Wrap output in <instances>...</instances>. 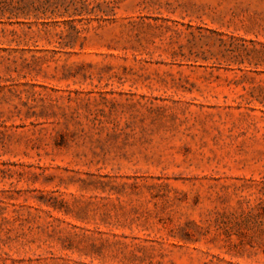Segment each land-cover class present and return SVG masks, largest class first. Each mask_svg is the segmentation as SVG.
<instances>
[{
	"label": "rangeland",
	"instance_id": "obj_1",
	"mask_svg": "<svg viewBox=\"0 0 264 264\" xmlns=\"http://www.w3.org/2000/svg\"><path fill=\"white\" fill-rule=\"evenodd\" d=\"M76 28L0 67V264H264V0Z\"/></svg>",
	"mask_w": 264,
	"mask_h": 264
},
{
	"label": "trees",
	"instance_id": "obj_2",
	"mask_svg": "<svg viewBox=\"0 0 264 264\" xmlns=\"http://www.w3.org/2000/svg\"><path fill=\"white\" fill-rule=\"evenodd\" d=\"M121 0H0V67L16 66L11 54L25 51L18 41L39 33L49 34L55 27L78 37L76 24L114 18ZM20 29V32L19 30ZM7 44V47L4 46ZM12 43L16 46L10 47ZM23 64V62H22ZM16 69V67H14Z\"/></svg>",
	"mask_w": 264,
	"mask_h": 264
}]
</instances>
